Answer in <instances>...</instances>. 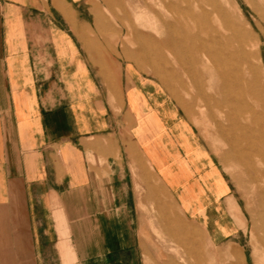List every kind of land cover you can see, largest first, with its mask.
Instances as JSON below:
<instances>
[{"label": "crops", "instance_id": "crops-1", "mask_svg": "<svg viewBox=\"0 0 264 264\" xmlns=\"http://www.w3.org/2000/svg\"><path fill=\"white\" fill-rule=\"evenodd\" d=\"M88 4L0 0V264H147L197 235L235 242L230 177L153 78L83 42Z\"/></svg>", "mask_w": 264, "mask_h": 264}, {"label": "bare ground", "instance_id": "bare-ground-1", "mask_svg": "<svg viewBox=\"0 0 264 264\" xmlns=\"http://www.w3.org/2000/svg\"><path fill=\"white\" fill-rule=\"evenodd\" d=\"M253 1L264 13L262 0ZM135 8L144 27L135 33L141 62L155 67L190 111H199L197 120H205L208 111L193 109L183 93L195 91L216 112L218 136L228 147L223 154L238 167L255 204L254 232L264 260V63L259 40L237 15L234 0H137Z\"/></svg>", "mask_w": 264, "mask_h": 264}, {"label": "rangeland", "instance_id": "rangeland-1", "mask_svg": "<svg viewBox=\"0 0 264 264\" xmlns=\"http://www.w3.org/2000/svg\"><path fill=\"white\" fill-rule=\"evenodd\" d=\"M136 2L137 0H89L88 5H82L81 11L89 13V23L82 26L83 42L85 44L94 42L104 44L112 53L127 60L129 69H132L134 65L137 71L153 78L162 93L163 101L171 99L181 108V114L189 123L195 126L203 143L217 157L233 182L238 205L232 208V213L243 228L241 236L235 242L215 246L203 235H197L193 245L170 246L164 260L148 262L147 264H264L261 250L258 247L259 244L256 243L257 235L254 232L256 231L255 204L251 194L246 190L239 177L238 167L227 160L223 154L228 150V147L218 136L219 118L216 112L213 115L209 106L195 97V91L183 93V99L193 109L198 110L202 107L204 112L208 111L205 113V120H197L195 116L199 115V111H190L158 70L152 65H145L141 62V47L135 33L143 30L144 27L139 17V10L135 8ZM234 2L238 11L237 15L259 40L263 59L264 13L257 10L253 0H234ZM262 2L264 3L263 0ZM227 6H230V4H227ZM168 12L169 10L166 12L161 11L160 14L165 15ZM87 34L89 35L87 36ZM254 62L257 61L254 60ZM166 112L146 111L147 123H156L155 117L156 121L159 122L156 124L164 126L166 120L163 113ZM173 113L176 115V111H173ZM148 117H151V120ZM185 144L189 147L190 140L185 139ZM64 263L71 264L69 261Z\"/></svg>", "mask_w": 264, "mask_h": 264}]
</instances>
